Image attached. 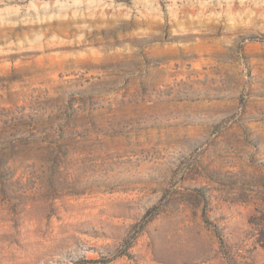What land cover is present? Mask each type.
<instances>
[{"label": "rangeland", "instance_id": "374dc122", "mask_svg": "<svg viewBox=\"0 0 264 264\" xmlns=\"http://www.w3.org/2000/svg\"><path fill=\"white\" fill-rule=\"evenodd\" d=\"M84 259L264 264V0H0V264Z\"/></svg>", "mask_w": 264, "mask_h": 264}, {"label": "trees", "instance_id": "16d2710c", "mask_svg": "<svg viewBox=\"0 0 264 264\" xmlns=\"http://www.w3.org/2000/svg\"><path fill=\"white\" fill-rule=\"evenodd\" d=\"M158 213V211L153 212L152 210L147 211V213L145 214V221L146 223L148 221H150L156 214ZM102 263V264H107L108 262H110V260H96V259H84V260H79L76 261L74 264H96V263Z\"/></svg>", "mask_w": 264, "mask_h": 264}]
</instances>
